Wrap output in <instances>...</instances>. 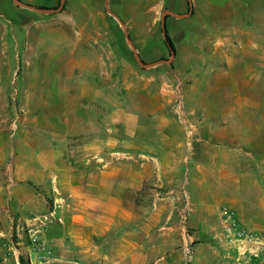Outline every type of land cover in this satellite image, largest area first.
<instances>
[{
	"label": "rangeland",
	"instance_id": "1",
	"mask_svg": "<svg viewBox=\"0 0 264 264\" xmlns=\"http://www.w3.org/2000/svg\"><path fill=\"white\" fill-rule=\"evenodd\" d=\"M10 1L18 7L16 9H22ZM139 1L144 12L157 17L156 32L137 34V46L135 37L129 35L136 52L124 34L110 35L104 46L112 61L110 89L119 94L123 91L127 111H134L136 105L137 111L143 113L142 120L147 122L152 116L147 109L155 105L169 120L181 125L188 141L203 138V123L215 121L213 113L204 114L205 109L214 103L227 105L233 95L232 90H215L213 72L206 77L200 72L205 56L214 54L223 41L228 45L223 47H227L237 61L245 59L255 64L258 74L248 88L249 94L264 107V0H149L148 4L146 0ZM61 3L59 0L54 9H59ZM69 7L70 3L65 0L62 9L68 11ZM103 8L112 11L110 6L103 5ZM168 12L189 17L184 24H177L180 20L170 15L165 18L166 30L175 47L171 64L165 63L172 58V53L165 45L162 29L163 15ZM62 15L23 12L13 19L12 25L10 19L0 18V264H104L103 251L105 248L109 252L116 250L121 236L135 238L136 242L141 240L147 248L153 244L161 249H172L177 244L175 241H157L155 236L150 242L149 237L145 238L150 225H141L139 221L150 214L178 218L182 219L180 228L186 227L191 233L188 209H165L162 215L155 206L151 209L153 203L167 206L189 201L190 196L185 191L167 195L164 188L155 191L148 186L140 192L126 194L136 206L135 218L116 219L110 228L111 238L105 240L102 225L107 219L103 222L98 217L107 216L105 210L99 206L93 208L94 199L90 194L60 188L61 163L57 162L55 152L63 132L62 122L75 120L71 113H61L52 91L59 84L53 78L61 65L70 63L74 47L70 41L72 18L68 13ZM217 17L222 18L223 26L232 28L231 32L206 33L202 23L212 25ZM191 18L193 20H189ZM77 20L79 25L86 22L84 17ZM80 41L83 54L88 47L90 54L106 56L101 47L93 50V44ZM250 42L259 48L250 49ZM137 54L151 66L143 68L136 59ZM122 81L130 88L121 89ZM119 82L120 87H117ZM134 86H137L136 99L129 96ZM144 89L151 90L157 98H150L143 93ZM224 118L228 121V117ZM242 121L253 123L250 137H264V112L250 111L243 115ZM83 132L69 129L66 137L82 139ZM118 132L121 135V131ZM152 132L155 138L161 136L157 131ZM215 133L228 136L221 128ZM142 228H146V232ZM88 229L95 232L94 241H86ZM151 232L174 234V240L178 235L177 227L167 223L153 227ZM185 249L187 254L188 249L192 253L191 245ZM91 255L96 257L93 262Z\"/></svg>",
	"mask_w": 264,
	"mask_h": 264
},
{
	"label": "crops",
	"instance_id": "2",
	"mask_svg": "<svg viewBox=\"0 0 264 264\" xmlns=\"http://www.w3.org/2000/svg\"><path fill=\"white\" fill-rule=\"evenodd\" d=\"M21 1L49 9H54L59 2ZM67 1L70 9H60L57 14L63 17L62 14L68 13L72 18L70 41L74 47L70 52V63L61 65L53 78L59 84L52 91L55 105L60 107L61 113H71L75 120L62 122L63 132L55 152L57 162L61 163L58 169L60 188H69L71 193L90 194L94 199L93 208L99 206L105 210L107 216L98 214L103 222L107 219L102 225L105 240L111 238L110 228L116 219L128 221L135 218L136 206L126 194L140 192L150 186L155 191L164 188L167 195H179L185 191L190 196L189 201L182 200L167 206L161 202L153 203L151 209L155 206L161 215L165 209H188L191 233L186 227L180 228L182 219L178 218L166 219L150 214L139 221L141 225H150L145 237H149L150 242L156 236L157 241H175L174 248L161 249L153 244L147 248L141 240L136 242L135 238L121 236L116 250L109 252L105 248L103 251L104 264H188L187 245L192 249L191 264H220L222 255L228 251L221 246L219 214L222 208L235 211L247 229L264 231V137H250L248 134L252 132L253 123L242 121L243 115L250 111L264 112V107L249 94L248 89L257 79L255 64L245 59L237 61L229 49L223 47L228 46L224 41L223 45L219 43L220 47L214 54L205 56L200 65L201 74L206 77L213 72L217 83L215 90H232L233 95H230L231 101L227 105L214 103L208 110L204 107V114L213 113L215 121L203 123V138L188 141L181 125L169 120L160 107H149L147 110L152 116L149 121H143V113L137 111L136 105L133 106L134 111H127L123 91L119 94L110 89L112 61L110 52L104 47L109 36L132 35L137 46V34L156 32L157 17L144 12L139 0ZM148 2L146 0V4ZM103 5L110 6L115 16ZM16 8L10 0H0V18L10 19L12 25L15 23L13 19L23 12H37ZM80 17L85 18L84 25H79L77 18ZM187 17L184 14L180 18L175 17L181 22L177 24H184ZM222 22V18L217 17L212 25L203 22L202 26L206 33L231 32L232 28L223 26ZM80 40L87 45L93 44V50L101 47L106 56L90 54L88 47L83 54V48H79ZM249 48L259 47L250 42ZM212 61L218 64L212 65ZM116 86L120 87V82ZM122 88L130 87L122 81ZM130 92L133 94L129 96L136 99L137 86ZM143 93L157 98L151 90L144 89ZM218 128L225 130L228 136L215 133ZM69 129L79 133L85 131L81 133L85 137L68 139ZM139 130L145 132L139 134ZM152 131L161 135L159 140ZM70 135L74 136L73 133ZM166 223L177 227L175 240L174 234L167 233L171 228L163 234L151 232L153 227ZM142 230L146 232V228ZM94 234L92 229H88L86 241H94ZM90 258L93 262L96 257L91 255Z\"/></svg>",
	"mask_w": 264,
	"mask_h": 264
},
{
	"label": "built area",
	"instance_id": "3",
	"mask_svg": "<svg viewBox=\"0 0 264 264\" xmlns=\"http://www.w3.org/2000/svg\"><path fill=\"white\" fill-rule=\"evenodd\" d=\"M219 229L221 246L227 249L220 264H264V231L247 229L235 211L228 207L221 209ZM188 264L192 263V253L188 249Z\"/></svg>",
	"mask_w": 264,
	"mask_h": 264
},
{
	"label": "water",
	"instance_id": "4",
	"mask_svg": "<svg viewBox=\"0 0 264 264\" xmlns=\"http://www.w3.org/2000/svg\"><path fill=\"white\" fill-rule=\"evenodd\" d=\"M14 3L17 5V6H20V7H24L26 9H30V10H33V11H37V12H40V13H43V14H54V13H57L58 10L62 9V7L64 6V3H65V0H62V4L60 6L59 9H41V8H38V7H34V6H31V5H27L25 3H23L21 0H13ZM107 4V3H106ZM109 13H111L112 15L115 16L114 12L111 11V10H108ZM167 15H170V16H173V17H177V18H180L181 16H178L177 14H174L172 12H168V13H164L163 15V19H162V29H163V34L164 36L166 35V20L165 18L167 17ZM127 36V40L128 42L130 43L132 49L134 52H136V46L135 44L133 43V41L131 40V38L129 37V34H126ZM175 58V53L173 52L172 53V58L169 60V61H165V63H169L171 64L172 63V60ZM136 59L138 61V63L143 67V68H148L150 67L151 65L149 64H146L144 63L142 60H141V57L137 54L136 55ZM160 63H163V62H160Z\"/></svg>",
	"mask_w": 264,
	"mask_h": 264
},
{
	"label": "trees",
	"instance_id": "5",
	"mask_svg": "<svg viewBox=\"0 0 264 264\" xmlns=\"http://www.w3.org/2000/svg\"><path fill=\"white\" fill-rule=\"evenodd\" d=\"M41 9H49V8H43L41 7ZM64 10V9H63ZM164 42H165V45L166 47L168 48V50L171 52V53H175V47H174V44L168 34V31L166 30V35L164 36Z\"/></svg>",
	"mask_w": 264,
	"mask_h": 264
}]
</instances>
